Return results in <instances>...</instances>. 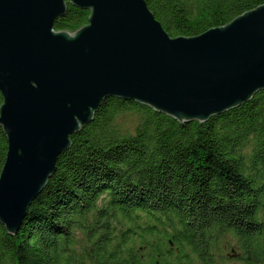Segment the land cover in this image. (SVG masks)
Returning <instances> with one entry per match:
<instances>
[{
  "label": "trees",
  "instance_id": "1",
  "mask_svg": "<svg viewBox=\"0 0 264 264\" xmlns=\"http://www.w3.org/2000/svg\"><path fill=\"white\" fill-rule=\"evenodd\" d=\"M146 1L173 37L200 35L264 4ZM89 14L67 2L54 28L73 32ZM123 112L136 117L132 129L116 126ZM70 140L18 231L0 222V264H221L224 245L244 264H264V90L183 124L112 97ZM7 144L0 127V170Z\"/></svg>",
  "mask_w": 264,
  "mask_h": 264
},
{
  "label": "water",
  "instance_id": "2",
  "mask_svg": "<svg viewBox=\"0 0 264 264\" xmlns=\"http://www.w3.org/2000/svg\"><path fill=\"white\" fill-rule=\"evenodd\" d=\"M67 2L89 10L73 32ZM264 90V4L197 36H171L146 0H0V222L15 234L70 135L112 97L188 123Z\"/></svg>",
  "mask_w": 264,
  "mask_h": 264
},
{
  "label": "rangeland",
  "instance_id": "3",
  "mask_svg": "<svg viewBox=\"0 0 264 264\" xmlns=\"http://www.w3.org/2000/svg\"><path fill=\"white\" fill-rule=\"evenodd\" d=\"M136 121H137L136 117L131 112H123L115 119L116 126L122 129H127V128L132 129L136 124ZM117 215L118 218L113 219V224H115V228L120 229L123 227V224L122 222H120L121 215L120 214ZM81 239L82 238H80V240ZM224 246L221 248H222V253L225 254L226 257L221 262V264H244L243 262L234 259L236 255L234 254L231 255L230 253L232 249L231 247L228 249L227 245Z\"/></svg>",
  "mask_w": 264,
  "mask_h": 264
}]
</instances>
